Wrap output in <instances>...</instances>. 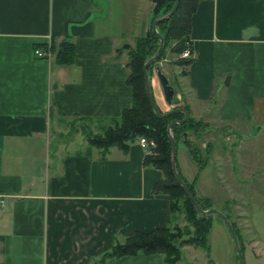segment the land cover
Masks as SVG:
<instances>
[{
  "label": "crops",
  "instance_id": "0c3cea01",
  "mask_svg": "<svg viewBox=\"0 0 264 264\" xmlns=\"http://www.w3.org/2000/svg\"><path fill=\"white\" fill-rule=\"evenodd\" d=\"M138 1L0 0V264H167L142 253L97 263L114 241L170 223L167 195L151 191L161 172L143 165L145 151L131 143L101 157L96 148L53 144L59 123L111 120L131 105L128 55L117 50L145 28L136 23ZM189 38L193 61L178 80L190 115L222 124L227 141H237L241 126L256 135L252 119L264 120V0H199ZM63 39L75 56L60 66L48 47ZM235 145L212 153L230 158V184ZM222 170H213L217 178Z\"/></svg>",
  "mask_w": 264,
  "mask_h": 264
},
{
  "label": "trees",
  "instance_id": "16d2710c",
  "mask_svg": "<svg viewBox=\"0 0 264 264\" xmlns=\"http://www.w3.org/2000/svg\"><path fill=\"white\" fill-rule=\"evenodd\" d=\"M174 1L175 0H165L161 6L164 8L162 14L171 10ZM198 1L199 0H179L176 11L167 20L157 23V30L164 38V49L158 58L163 57L165 51L169 49L171 54L175 55V58L171 60L173 64L185 68L191 64L193 58H183L181 57V53L186 48L191 51L189 38L191 16L196 10ZM158 45L159 38L155 32L151 31L149 36H146V34L138 36L135 39L134 47L129 48V50L127 49L129 58L126 63L128 69L126 82L131 88L132 103L129 107L122 110L119 117L108 120V124L103 125L102 128L99 129L100 131L96 133L97 135L89 134L88 141L91 147L100 149V155L104 157L110 147H116L126 152L131 144L130 142L139 135L154 139L156 147L151 150L153 151L152 153L145 154L143 158L144 166L151 165L156 169H160L162 173L161 178L156 181L152 187V194L167 195L170 207V223L173 213L179 210L185 214L191 230L186 228L185 231H180L179 229L172 228L169 223L165 227L155 228L148 232H135L122 241H114L111 248L101 254L97 263H103L106 260L116 257L133 256L142 253L146 255L160 254L165 263L175 264L180 259V247L183 245L200 247L206 251V256H209L208 234L212 227L214 214H199L196 211L193 203L175 178L171 168V141L167 133V125L173 119H182L184 115L182 113H175L164 118H158L154 114L145 92L144 74L142 70L143 63L148 57L155 53ZM46 46L45 43L38 44L36 48L45 50ZM48 49L54 53L55 63L57 65L65 66L73 63L75 56V46L73 42L63 39L56 46L51 45ZM117 51L120 54L123 49L119 48ZM152 66L153 63L148 66L150 75ZM183 70V75H186L187 69ZM156 106L160 112H166L162 111L157 104ZM176 107H184L189 112L186 103L180 104L175 98L170 104V109ZM99 121V124L102 125L101 121L107 120L99 119ZM203 125L201 119L193 118L189 112V118L186 121L172 127V134L177 147H179L178 145H182L189 151L192 159L198 165L199 170L207 166L210 155L214 151L211 143H207L202 150L191 139L192 136L199 139L200 129ZM180 176L202 209L213 207L209 198H200L196 195L195 182H188L181 174ZM226 209H228V207ZM221 211L229 218L235 229L241 250H243V243L240 239L236 223L231 219V215L227 214L228 212L225 209H221ZM208 263L216 264L209 257Z\"/></svg>",
  "mask_w": 264,
  "mask_h": 264
},
{
  "label": "rangeland",
  "instance_id": "374dc122",
  "mask_svg": "<svg viewBox=\"0 0 264 264\" xmlns=\"http://www.w3.org/2000/svg\"><path fill=\"white\" fill-rule=\"evenodd\" d=\"M152 6L151 0H144L142 3L138 1V4L134 6L135 12H137L136 23L138 25L142 23L143 26H145L144 29L141 28V31L139 30V36L146 34L148 24L151 25V20L154 18H150ZM113 11L115 18L121 20L122 16L119 10L114 9ZM134 44L135 37L130 36L123 40L119 48L125 45H129V48H133ZM126 52L127 49L124 48L122 53L126 55ZM128 58L127 56V59ZM173 58H175V55L171 54L169 49H167L163 57L153 62L152 69L150 70V87L152 95L155 103L162 111L170 109V105L166 104L164 101L156 75L157 66L171 79L170 81L175 89V96L178 103H184L181 94L186 98L185 90L180 85L182 83L178 79L183 77V69L187 68L182 66H177V68L176 65L171 62ZM211 117L214 118L213 116ZM193 118L198 119L196 117ZM199 119H201L202 124H204L200 129V137L196 139L192 136L191 139L200 149L203 150L207 143H211L214 149L216 146L221 145L228 147L231 144H236L234 147L237 145L239 146L238 148L230 149L235 157V169L232 173L235 176L234 182L230 184L229 181L227 183L225 180L226 176L228 177L230 173V171L227 172L226 170L228 169L227 167L231 166L230 158H226V160L215 158L211 154L209 161L211 160V163L213 162L212 167L207 166V168L202 171L203 169L199 170L198 165L192 159L189 151L182 145H178L179 147H177V165L179 172L188 182H195V192L198 197L209 198L213 207L219 210L225 209L228 212L227 214L231 215V219L236 223L240 239L243 243V264H261L260 261L263 256L261 259L257 258L256 252L261 251V254H264V120L260 118L258 120L252 119V128H255L257 125L260 129L256 135H252L253 131H246L247 129L245 130V127L241 126L240 130L242 134L239 135L237 141H234L235 137L227 141L224 139L227 130L222 129V124L214 120L207 122L209 118ZM101 122L102 125L99 124V119H85L80 122H73L72 124H68V122L59 123L53 144L54 146H58L59 144H69L72 142L74 146H68L66 151H71L72 148L74 151L92 150L96 147H91L89 145L88 135H97L96 133L100 131L99 129H101L103 125L108 124V120ZM210 130H212L211 133ZM245 133L247 136L244 135ZM249 134L252 135V137H248ZM140 137L146 136L139 135L130 143H138ZM146 138L154 141L152 138ZM98 150L100 153V149ZM152 152L153 151H145V154L147 155ZM148 167L152 166L150 165ZM217 167L223 169L222 174L224 177H220L219 175V181L216 173L213 172ZM202 173L203 175L201 177ZM203 191H207L206 197L203 195ZM234 199L235 202L233 201ZM227 207L228 209H226ZM257 212L258 217H255L253 214ZM239 214L243 216L241 219L239 218ZM170 226L180 231H185L186 228L191 230L185 214L179 210L173 213ZM208 245L209 256H206V251L200 247L183 245L180 247V259L175 264H209L208 257L216 264H237V254L233 246L231 235L226 225L216 214L213 215L212 227L208 234Z\"/></svg>",
  "mask_w": 264,
  "mask_h": 264
},
{
  "label": "water",
  "instance_id": "95a60500",
  "mask_svg": "<svg viewBox=\"0 0 264 264\" xmlns=\"http://www.w3.org/2000/svg\"><path fill=\"white\" fill-rule=\"evenodd\" d=\"M151 2L153 4V6H152V12H151L150 18H153V17L154 18L151 20V25L148 24V26H147L146 36H149V33L151 30L153 32H155L159 38V46H158V49L156 50V52L153 55H151L148 59H146L145 62L143 63L142 70H143V74H144L145 92H146V95L148 97L150 106H151L154 114L158 118H164L168 115L175 114V113H182L184 115L182 119H173L167 125V133H168V136H169L170 141H171V168H172L173 174H174L175 178L177 179V181L179 182V184L184 189L185 193L187 194L188 198L191 200V202L193 203V206L195 207L196 211L199 214H216L220 217V219L226 225V227H227V229L231 235L233 246H234V249H235L236 254H237V264H243V253H242L241 247L239 245L235 229L232 226L229 218L226 216V214L224 212H222L221 210H219L215 207H211L208 209H202L200 207V205L198 204V202L196 201V199L194 198V196L192 195V193L190 192V190L187 188L185 182L182 180V178L178 172L177 162H176L177 144H176V141L174 140V137L172 134V127L175 126L176 124H182L184 121H186L189 118V112L184 107L172 108L166 112H160L158 110V108L155 104L154 98L152 96L151 90H150V74H149V71L147 70V68L151 63H153L155 60L158 59V57L161 55V53L164 49V38L156 29L157 23L164 21V20H167L176 11L178 4H179V0H175L171 10L168 11L167 13H164V14H162L164 8H162L161 6L165 2V0H151ZM123 48L128 49L129 45H125ZM156 75L158 78L159 85L162 89L164 100L167 104L170 105L174 101V99L176 98L175 89L172 86L167 75L164 74V72H162L158 66L156 67ZM227 80H228V78H227ZM227 80L224 82L225 84L228 83ZM185 136H186V133H185Z\"/></svg>",
  "mask_w": 264,
  "mask_h": 264
},
{
  "label": "built area",
  "instance_id": "2783aa9c",
  "mask_svg": "<svg viewBox=\"0 0 264 264\" xmlns=\"http://www.w3.org/2000/svg\"><path fill=\"white\" fill-rule=\"evenodd\" d=\"M35 54L37 56H46V52L41 51L39 49H35L34 50ZM181 57L183 58H189L191 57V51L186 48L182 53H181ZM144 151H151L153 148L156 147V144L153 140L148 139L146 137H140L137 143ZM4 202V198L2 196H0V207L3 205Z\"/></svg>",
  "mask_w": 264,
  "mask_h": 264
}]
</instances>
